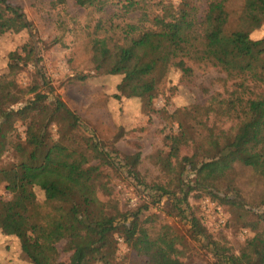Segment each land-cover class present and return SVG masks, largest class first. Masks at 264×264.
Instances as JSON below:
<instances>
[{
	"label": "trees",
	"instance_id": "trees-1",
	"mask_svg": "<svg viewBox=\"0 0 264 264\" xmlns=\"http://www.w3.org/2000/svg\"><path fill=\"white\" fill-rule=\"evenodd\" d=\"M110 1L75 0L101 14L88 27V49L97 72L121 77L116 99L138 97L150 105L171 68L190 78L196 69L213 66L233 81L227 97L218 93L205 104L177 109L179 128L165 136L168 150L152 155L163 169L175 173L181 195L165 185L150 189L174 196V206L188 217L187 235L211 246L213 264H264V36L251 37L264 23V0H242L233 11L231 0H209L202 16L195 0H151L148 12L135 19L122 11L104 15ZM65 3L56 0L53 5ZM233 14L238 21L232 27ZM31 26L21 5L0 0V35ZM40 59L37 45L26 42L10 52L9 71L0 75V184L6 183L25 212L21 218L18 211L10 220L14 205L0 196V229L19 239L33 264H122L117 260V233L142 258L133 264H184L174 254L170 227L154 234L147 226L150 219L143 216L148 203L123 211L117 202L99 197L100 191L111 193L104 167L119 172L127 166L136 176L141 152L120 159L94 136L80 133L79 114L60 94L50 97L51 86L49 92L43 90L44 75L43 83H18L19 71ZM184 148L191 153L182 155ZM7 152L11 158L3 161ZM237 164L251 167L262 181L263 195L256 207L246 208L241 200V189L232 178ZM35 188L44 192L43 203ZM191 191L241 209V218L252 214L254 218L242 226L259 232L238 252L232 251L214 239L198 216L187 212ZM62 241L67 259L58 248Z\"/></svg>",
	"mask_w": 264,
	"mask_h": 264
},
{
	"label": "rangeland",
	"instance_id": "rangeland-1",
	"mask_svg": "<svg viewBox=\"0 0 264 264\" xmlns=\"http://www.w3.org/2000/svg\"><path fill=\"white\" fill-rule=\"evenodd\" d=\"M21 5L32 23L30 28L19 32L7 31L0 35V75L7 73L10 52L21 49L26 42L37 45V54L41 59L35 64L29 63L19 71L17 81L23 87L42 82V75L47 84L45 92L54 89L50 97L60 94L66 104L75 110L80 118V133L92 135L102 142L105 148L118 158L141 152L138 175L130 173L127 166L116 172L109 166L104 167L106 181L111 188L110 194L99 192L103 201L117 202L123 211L134 210L127 192H138L150 196L149 210L143 218H149L147 226L152 233L169 226V231L175 237V252L184 264H213L215 257L211 246L205 240H194L187 235L189 228L188 217L180 214L174 206L173 195H159L151 190L154 185H165L170 190H177L175 173L163 169L153 154L168 150L165 136L177 132L179 128L177 109L191 105L205 104L208 99L218 93L228 96L233 89V81L217 67L209 66L196 69L190 78H183L182 72L171 68L158 86V91L148 105L145 99L138 97H123L116 99L113 95L121 77L101 74L94 68L91 51L88 49V27L92 28L100 13L86 9L76 4L75 0H66V5H53L56 0H11ZM154 2V0H152ZM179 4L181 0H170ZM202 16L209 0H195ZM136 0L133 3H119L112 0L106 7L107 15L122 11L129 18L135 19L148 12L151 0ZM242 0H231L229 8L237 10ZM233 14L230 25L237 23ZM264 36V23L251 32V37L260 39ZM86 75V79L79 76ZM261 91V88H256ZM232 121L225 124L229 128ZM21 132L23 126L19 124ZM191 153L184 148L181 154ZM11 155L7 152L3 161H9ZM124 162V161H123ZM175 163V161H174ZM192 174L191 177L192 178ZM232 178L235 185L241 189V200L247 205L256 207L263 195V185L260 178L251 167L237 164ZM187 189V187H185ZM39 202L43 203L45 194L40 188H35ZM130 193V194H131ZM137 194V193H136ZM199 194V196H198ZM0 196L14 205L9 212L10 220L19 215L25 216L24 207L15 194L7 188L6 183L0 184ZM188 213L198 216L214 239L226 244L232 251L238 252L249 238H253L259 230L243 227V222L254 218L229 205L222 204L218 199L200 191L189 193ZM149 200V199H148ZM143 202V201H141ZM140 203V202H139ZM258 208H255L257 210ZM245 220V221H244ZM262 230V229H260ZM0 229V263L2 264H33L22 252L19 239ZM119 238L117 260L122 264H133L142 259L127 246L123 238ZM65 241L58 244L61 258L67 259L69 253L64 251ZM102 264V263H96Z\"/></svg>",
	"mask_w": 264,
	"mask_h": 264
},
{
	"label": "built area",
	"instance_id": "built-area-1",
	"mask_svg": "<svg viewBox=\"0 0 264 264\" xmlns=\"http://www.w3.org/2000/svg\"><path fill=\"white\" fill-rule=\"evenodd\" d=\"M127 192L128 196L130 197V200L133 205H139L140 203H150V196H147L148 194H140L138 192ZM137 193V194H136ZM149 199V200H148ZM143 201V202H141ZM140 202V203H139Z\"/></svg>",
	"mask_w": 264,
	"mask_h": 264
}]
</instances>
